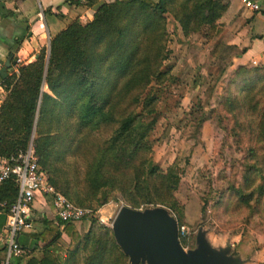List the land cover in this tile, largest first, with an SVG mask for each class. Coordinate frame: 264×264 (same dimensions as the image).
<instances>
[{
  "label": "trees",
  "instance_id": "16d2710c",
  "mask_svg": "<svg viewBox=\"0 0 264 264\" xmlns=\"http://www.w3.org/2000/svg\"><path fill=\"white\" fill-rule=\"evenodd\" d=\"M65 1L92 5L97 0ZM226 7L224 0L102 1L90 19L74 18L51 35L34 59L19 64L18 72L0 75L6 91L0 101V153L10 156L32 141L48 182L75 204L92 209L86 217L91 228L62 264H128L111 227L98 217L100 223L93 222L96 209L89 201L99 191L100 204L108 199L106 192L117 198L114 192L119 191L131 207L171 205L179 177L162 173L142 155L151 148L147 135L155 118L149 120L154 108L147 87L152 77L162 74L165 14H171L187 34L201 23L213 26ZM236 74L242 92L226 99L239 117L257 111L254 120L243 123L257 140V149L247 148L250 155H257V163L244 173L246 186L235 190L234 196L240 204L257 199V227L264 231V64L240 65ZM103 123L116 125L113 138L89 145L86 134ZM17 193L13 176L0 181V200L5 202L1 211H8ZM42 221L43 227L29 235L46 241L43 255L31 256L23 264H60L48 252L61 231L68 233L77 223L57 217ZM100 224L105 226L102 234L95 232ZM3 258L0 255V262Z\"/></svg>",
  "mask_w": 264,
  "mask_h": 264
},
{
  "label": "rangeland",
  "instance_id": "374dc122",
  "mask_svg": "<svg viewBox=\"0 0 264 264\" xmlns=\"http://www.w3.org/2000/svg\"><path fill=\"white\" fill-rule=\"evenodd\" d=\"M224 1L227 7L213 26L201 23L187 34L171 14H165L167 40L166 56L160 67L162 74L158 75L160 78L152 77L147 87L154 108L149 113V120L155 118L147 135L151 148L144 150L142 155L162 173L177 175L179 181L172 190L170 206L151 203L138 208L166 207L178 226H183L179 239L185 249L194 247L196 235L203 232L213 247H224L229 242L230 253L240 255L241 251L264 250V231L257 227V199L240 204L234 196L235 190L246 186L244 173L251 164L257 163V155H250L247 149L250 146L257 149V140L249 127H243V123L248 125L249 120L255 119L257 111H248L247 115L239 117L238 109L231 108L226 97L242 92V81L236 74L240 65L253 67L263 63L257 59L239 62L235 58L242 49L231 40L248 18L238 17L240 4L235 3L228 10L230 0ZM242 6L249 8L243 3ZM87 20L88 17L84 19ZM25 54L23 50L19 53L22 63L29 61ZM10 71L13 70L9 69L8 73ZM115 128L114 123L91 128L86 134V142L93 145L108 141L113 138ZM83 162L84 158L80 156L81 167ZM251 175L254 178L256 172ZM253 185L254 182L250 187ZM106 194L108 199L101 204V191L89 202L96 209L93 222L100 223L96 217L99 220L103 217L101 224L111 227V219L119 206L129 204L119 191L114 192L117 198ZM1 203L5 204L0 200ZM37 214L34 212V216L40 215ZM261 222L264 223L263 219ZM101 224L96 227V233H103L105 226ZM90 228L89 220L84 218L68 233L62 230L48 253L62 264L68 251L82 243L83 235ZM42 255L43 250L38 246L30 251L23 250L22 256L15 258L17 264H23L31 256L37 259Z\"/></svg>",
  "mask_w": 264,
  "mask_h": 264
},
{
  "label": "crops",
  "instance_id": "0c3cea01",
  "mask_svg": "<svg viewBox=\"0 0 264 264\" xmlns=\"http://www.w3.org/2000/svg\"><path fill=\"white\" fill-rule=\"evenodd\" d=\"M102 1L110 0H97L92 5L69 3L65 0H0V66L6 59L22 50L25 51L27 60L34 59L39 48L48 43L51 35L74 18L82 21L87 17L90 19ZM253 1L259 4V9L246 8L239 0H230L228 10L234 7L235 3L240 4L238 17L248 18L245 24L240 25L231 42L242 49L235 57L239 62L257 59L264 64V0ZM34 212L40 215L36 217ZM44 217L56 216L48 196L38 195L32 203L30 227L22 231L25 234L18 236L23 249L30 251L34 245L42 246L46 243L29 235V232L43 227ZM5 222L6 213L0 210V255L4 257L0 264H4L6 258ZM251 251H241V264H261L264 261L263 249ZM17 258L9 259L8 264H17Z\"/></svg>",
  "mask_w": 264,
  "mask_h": 264
},
{
  "label": "water",
  "instance_id": "95a60500",
  "mask_svg": "<svg viewBox=\"0 0 264 264\" xmlns=\"http://www.w3.org/2000/svg\"><path fill=\"white\" fill-rule=\"evenodd\" d=\"M10 58L0 66L5 77ZM117 243L128 255L130 264H241L239 255L230 253L231 243L213 247L203 232L196 235V245L185 249L178 237L177 220L162 205L135 208L120 205L111 220Z\"/></svg>",
  "mask_w": 264,
  "mask_h": 264
},
{
  "label": "built area",
  "instance_id": "2783aa9c",
  "mask_svg": "<svg viewBox=\"0 0 264 264\" xmlns=\"http://www.w3.org/2000/svg\"><path fill=\"white\" fill-rule=\"evenodd\" d=\"M241 1L251 9H259V4L253 0ZM22 61L23 59L19 53L15 54L10 69L18 72V66ZM3 93V86L0 84V101ZM9 176L15 178L18 184V193L16 200L6 212L4 226L6 258L4 264H8L9 259L13 257L22 256L24 249L18 240V236L30 227L29 215L32 203L38 195L51 197L50 201L54 215L63 222H80L92 213L91 208L75 204L46 180L45 174L37 161L32 141L28 143L25 150H20L10 156L0 153V181ZM0 206H3V203ZM100 221H104V218L100 217ZM60 228H62V225ZM182 234L183 226H178V237Z\"/></svg>",
  "mask_w": 264,
  "mask_h": 264
}]
</instances>
